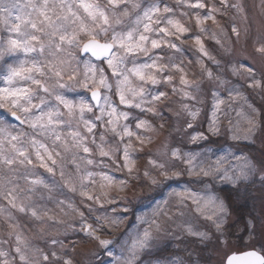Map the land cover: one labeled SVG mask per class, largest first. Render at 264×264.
Returning a JSON list of instances; mask_svg holds the SVG:
<instances>
[{
	"label": "snow or ice",
	"instance_id": "obj_1",
	"mask_svg": "<svg viewBox=\"0 0 264 264\" xmlns=\"http://www.w3.org/2000/svg\"><path fill=\"white\" fill-rule=\"evenodd\" d=\"M251 29L242 0H0V264H264Z\"/></svg>",
	"mask_w": 264,
	"mask_h": 264
},
{
	"label": "rangeland",
	"instance_id": "obj_2",
	"mask_svg": "<svg viewBox=\"0 0 264 264\" xmlns=\"http://www.w3.org/2000/svg\"><path fill=\"white\" fill-rule=\"evenodd\" d=\"M242 2L245 5V10H246V14L248 16L249 23L252 25L250 35H254L257 28L264 26V2H262V0H242ZM229 15H231V13ZM225 18L222 19L221 23L223 25L227 26V22H225ZM238 23H239V21H238ZM209 26H212L210 21H209ZM241 27H242V25H241ZM210 42H213V41L206 40V43H207L209 49L214 51V49L211 48ZM251 50H252L251 49V40H249L247 45H245L244 41L242 40L240 42V44H238L236 46V55L237 56L245 55L246 53H250ZM160 139H163V137L161 136ZM158 143H159V140H157L156 143L151 145V147H153V148L156 147ZM145 163H146V161L144 159H141L138 161V166H142ZM120 195H128L129 197H131L133 195H137V196L143 197L145 202L138 204L137 210L143 211V212L150 211V206L147 203V200L149 199L147 188H144L142 191H136L135 189H129L127 193H120ZM151 195H157V194L152 193ZM157 198H160V197L157 196ZM131 223H132V218L130 217V220L128 222H126V224L123 227H121V229L119 230V233L125 232ZM119 233H117V234H119ZM108 238H112V237L109 236ZM92 247H93L92 244H82L78 251L81 253H87L88 250L91 249ZM222 256H223L222 253L219 255H214L213 256V264H217L218 260L222 259ZM77 258L78 259H84V256L81 255V256H78Z\"/></svg>",
	"mask_w": 264,
	"mask_h": 264
},
{
	"label": "trees",
	"instance_id": "obj_3",
	"mask_svg": "<svg viewBox=\"0 0 264 264\" xmlns=\"http://www.w3.org/2000/svg\"><path fill=\"white\" fill-rule=\"evenodd\" d=\"M225 22H228V17H226L225 18ZM210 45H211V48H213L214 49V42H210ZM244 211V209L243 208H241V212H243ZM241 227L243 226L242 225V223H241V225H240Z\"/></svg>",
	"mask_w": 264,
	"mask_h": 264
}]
</instances>
